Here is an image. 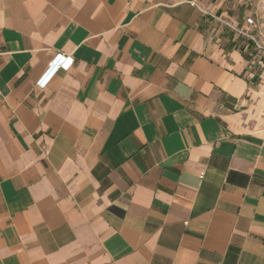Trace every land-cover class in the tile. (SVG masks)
<instances>
[{
	"label": "crops",
	"instance_id": "0c3cea01",
	"mask_svg": "<svg viewBox=\"0 0 264 264\" xmlns=\"http://www.w3.org/2000/svg\"><path fill=\"white\" fill-rule=\"evenodd\" d=\"M242 7L0 0V264H264Z\"/></svg>",
	"mask_w": 264,
	"mask_h": 264
},
{
	"label": "rangeland",
	"instance_id": "374dc122",
	"mask_svg": "<svg viewBox=\"0 0 264 264\" xmlns=\"http://www.w3.org/2000/svg\"><path fill=\"white\" fill-rule=\"evenodd\" d=\"M242 4V10L237 8L232 13L242 14L246 28H242L241 32L234 31L243 39V47L250 54L251 62L264 70V0H242Z\"/></svg>",
	"mask_w": 264,
	"mask_h": 264
},
{
	"label": "built area",
	"instance_id": "2783aa9c",
	"mask_svg": "<svg viewBox=\"0 0 264 264\" xmlns=\"http://www.w3.org/2000/svg\"><path fill=\"white\" fill-rule=\"evenodd\" d=\"M192 5L194 6L195 4L192 3ZM62 67H63L62 65L55 64L54 62H51V63L49 64V68H55L56 70H61Z\"/></svg>",
	"mask_w": 264,
	"mask_h": 264
}]
</instances>
